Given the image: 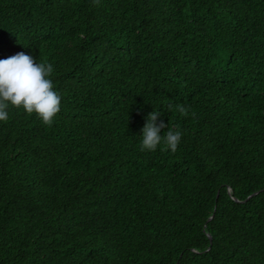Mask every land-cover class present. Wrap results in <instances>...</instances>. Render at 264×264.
I'll return each mask as SVG.
<instances>
[{
	"label": "trees",
	"instance_id": "obj_1",
	"mask_svg": "<svg viewBox=\"0 0 264 264\" xmlns=\"http://www.w3.org/2000/svg\"><path fill=\"white\" fill-rule=\"evenodd\" d=\"M21 51L61 111L0 121V264H264V0H0Z\"/></svg>",
	"mask_w": 264,
	"mask_h": 264
},
{
	"label": "clouds",
	"instance_id": "obj_2",
	"mask_svg": "<svg viewBox=\"0 0 264 264\" xmlns=\"http://www.w3.org/2000/svg\"><path fill=\"white\" fill-rule=\"evenodd\" d=\"M99 5V0H93ZM54 72L51 63L40 62L21 51L6 59H0V121L7 122L10 105L23 108L27 114L35 113L42 122L51 126L54 117L61 111V95L55 90L50 78ZM169 110H173L172 106ZM181 115L189 114V107L183 104L175 106ZM194 116L195 113H192ZM159 111L149 113L142 129L141 151H155L162 143L165 148L175 152L182 139V132L173 129L163 120ZM167 131L162 133V130Z\"/></svg>",
	"mask_w": 264,
	"mask_h": 264
},
{
	"label": "water",
	"instance_id": "obj_3",
	"mask_svg": "<svg viewBox=\"0 0 264 264\" xmlns=\"http://www.w3.org/2000/svg\"><path fill=\"white\" fill-rule=\"evenodd\" d=\"M235 200H237V199H235Z\"/></svg>",
	"mask_w": 264,
	"mask_h": 264
}]
</instances>
